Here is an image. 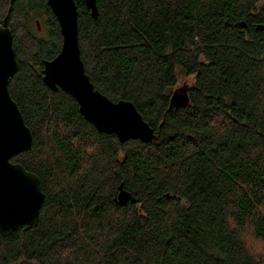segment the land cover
<instances>
[{"label": "trees", "instance_id": "1", "mask_svg": "<svg viewBox=\"0 0 264 264\" xmlns=\"http://www.w3.org/2000/svg\"><path fill=\"white\" fill-rule=\"evenodd\" d=\"M9 1L8 90L32 136L11 161L45 200L34 229L0 235V264H264V0H95L96 19L74 0L85 73L134 105L147 144L98 132L44 84L58 21L46 0ZM181 75L188 104L168 110Z\"/></svg>", "mask_w": 264, "mask_h": 264}, {"label": "water", "instance_id": "2", "mask_svg": "<svg viewBox=\"0 0 264 264\" xmlns=\"http://www.w3.org/2000/svg\"><path fill=\"white\" fill-rule=\"evenodd\" d=\"M15 0H10V6ZM56 17L62 45L59 53L43 63V82L52 89H61L78 104L81 116L100 133L114 134L122 141L138 140L147 144L155 139L154 130L143 120L129 101L113 102L95 90L84 71L78 45L77 8L74 0H46ZM91 16L97 18L95 0H83ZM40 30L39 21H36ZM260 29V27H257ZM17 71L12 33L6 19L0 24V235L10 236L20 227L34 229L45 200L39 178L12 162L16 155L31 145V132L16 103L12 100L8 81ZM188 104L187 88L176 89L168 110L184 109ZM130 195L121 187L119 205H126Z\"/></svg>", "mask_w": 264, "mask_h": 264}, {"label": "rangeland", "instance_id": "3", "mask_svg": "<svg viewBox=\"0 0 264 264\" xmlns=\"http://www.w3.org/2000/svg\"><path fill=\"white\" fill-rule=\"evenodd\" d=\"M39 22H40L41 27H42V25H43L42 21L39 20ZM192 82H193L192 78H188V77H185V76L181 75L180 78H179V82H178V85H177L176 89H180V88H183V87L187 88V87H189L192 84ZM262 249H264V246H262Z\"/></svg>", "mask_w": 264, "mask_h": 264}]
</instances>
